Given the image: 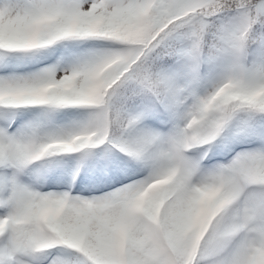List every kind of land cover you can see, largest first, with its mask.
<instances>
[{
  "label": "snow or ice",
  "instance_id": "snow-or-ice-1",
  "mask_svg": "<svg viewBox=\"0 0 264 264\" xmlns=\"http://www.w3.org/2000/svg\"><path fill=\"white\" fill-rule=\"evenodd\" d=\"M0 264H264V0H0Z\"/></svg>",
  "mask_w": 264,
  "mask_h": 264
}]
</instances>
